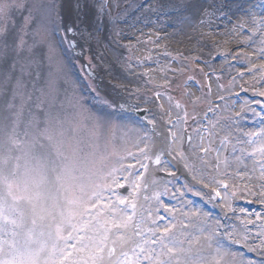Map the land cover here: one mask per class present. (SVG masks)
Here are the masks:
<instances>
[{"label":"snow or ice","instance_id":"snow-or-ice-1","mask_svg":"<svg viewBox=\"0 0 264 264\" xmlns=\"http://www.w3.org/2000/svg\"><path fill=\"white\" fill-rule=\"evenodd\" d=\"M24 7L23 0H0V40H3L5 51L10 47L7 43V22L14 10ZM106 7L103 5L102 10ZM31 9L42 10V18L47 19L55 12L56 5L42 6L33 3ZM32 19L29 11L23 28H27ZM60 19L62 22V17ZM66 31L73 36L77 34V29L72 26H68ZM24 45L23 36H20L15 50L22 51ZM69 47L75 48V41H69ZM11 67L14 70L16 63L13 62ZM26 71L27 68L22 65L21 75L15 79L12 87L11 100L7 102L8 109H16L11 131L8 130L7 117L4 122H0V184L4 185V189L0 190V232L4 230L5 221L23 230L13 232V237L20 236V240L13 239L10 243L0 240V264H207L201 255L205 247H214L215 264H220V261L223 264H264V258L247 259L243 253L232 249L233 245H241L249 252L264 257V223L258 226L259 231L252 236L249 228L254 223L252 220H243L241 225L226 224L222 221L232 219L227 213L222 211L220 216H214L209 212H201L194 202H189V207L191 214L196 215L200 221L198 231L201 234L207 232L208 235L199 248L191 247L192 234L185 231L186 226L177 216L178 212L184 216L189 213L164 203L162 197L169 195L167 183L159 185L153 180L150 188L149 183L144 180V174L148 171L146 161L151 159L146 151L147 144L145 148L139 149V155L127 152L126 156H120L110 170L105 172L104 162L108 156L101 152L99 145L92 139L81 136L79 128H66L62 123H54L50 113L45 114L44 126L41 127L40 118L31 108L26 109V105L32 100V96L24 91L26 84L23 75ZM11 80L9 74L5 84ZM47 87L50 93L53 90L51 82ZM41 91L43 95V90ZM156 95L159 97L161 93L157 92ZM259 95L264 96V92ZM17 99L18 104L14 103ZM169 100L171 101V97ZM37 101L35 107L39 109L42 104L40 97H37ZM175 106L181 107L179 103ZM26 110L28 119L24 135L31 139L21 141L17 138L16 129L24 119ZM184 117L186 122V112ZM148 122L154 124V120ZM100 123L106 124L107 121L98 118L96 127ZM172 127L177 125L173 124ZM212 128L215 129V125ZM94 135V132L90 133V136ZM247 135L259 136L258 144L255 139L250 141L256 145L250 155L255 157L258 153L264 161V128L258 133ZM187 139L191 144L192 137L188 136ZM203 139L201 137V144ZM42 140L47 141V145ZM222 143L230 144L231 141L225 138ZM181 149L182 138L173 132L168 155L177 153L185 162V168L196 171L194 165L187 162L188 157ZM14 150L20 151L25 159L23 173L19 175V163L14 168L9 163L13 159H21V156L12 157ZM208 150L202 146L200 148L204 153ZM129 157L135 163L125 165L124 161ZM217 157L219 158V153ZM153 162L157 166L164 165L165 170L169 163L162 160L161 155H157ZM137 164L139 168L136 167ZM216 167L219 168V164ZM225 167H228L227 161ZM259 168L258 179L264 181V162ZM223 175L226 179H221L219 174L209 177V182L216 186L214 193L210 194L209 202L218 201L239 220L241 218L235 215L233 206L237 193H255L247 185L240 188L228 183V180L244 179L246 173ZM13 178L23 186L26 195L17 196L13 193ZM247 179L251 181L252 177L247 176ZM125 188L126 192L120 191ZM142 191L148 193L142 199L150 201L149 206L139 203ZM185 191L193 192V189L185 185ZM195 194L199 195V192ZM180 195L183 196L184 193ZM171 196L177 198L175 193ZM9 198L12 203H9ZM259 199L264 203V184L260 186ZM18 200L26 201L23 209L15 203ZM6 208L19 213V223L17 219H9L5 215ZM161 209L165 215L160 214ZM255 215L256 220H262L259 213ZM29 222L31 227L26 226ZM250 236L258 239L259 244H250ZM185 241L189 243L188 248L184 247ZM195 242L200 244V238L196 237ZM5 243H9L12 253L9 259L3 258ZM154 245L157 247H153Z\"/></svg>","mask_w":264,"mask_h":264},{"label":"rangeland","instance_id":"rangeland-1","mask_svg":"<svg viewBox=\"0 0 264 264\" xmlns=\"http://www.w3.org/2000/svg\"><path fill=\"white\" fill-rule=\"evenodd\" d=\"M99 4L101 0H96ZM139 0H126L124 3L119 2L115 5L114 10L117 11V15L107 11V9L101 11L106 17H108V25L111 26V36L109 35V39L105 41H88L87 43L80 45L77 41V47H79V57H81V61L85 67H88L90 70V77L92 78V82L94 86L98 89L100 95L112 104L118 107H127V108H142V107H154L156 102L160 104L162 107V119L164 124L169 121L171 118L182 117L185 121L184 114L187 113L186 124L183 126L179 132L180 137L183 138L185 132L193 131V124L190 123V120L194 115H199L202 110V102L203 98H199L196 100L194 106L190 105L187 102L184 96V90L189 91L190 89H186L185 87H189L184 83L187 76L186 72V61L189 59L190 62L191 54L185 57L184 61L176 62V59L170 53L173 45H176V36L179 34L180 26L187 25V23H192L194 26H197V21L195 17H185L181 15L182 5L186 0H170L167 2V5H154V6H146L142 9V12L135 17L130 18V8L128 7V3H131L133 6ZM20 2V0H17ZM25 3V7L23 9H16L11 13V17L7 22L8 28V39L7 43L9 44V48L5 51L3 49V40H0V122H4V118L7 117V125L8 130L11 131L13 127V121L15 120V116L13 113L16 111L15 108L8 109L7 102L11 100L12 87L15 83V79L21 75L20 69L21 66H25L27 71L23 75L24 82L26 84L25 93L30 94L32 96V100L28 102L26 105L27 108H31L32 112H34L41 121V127L44 126L45 114L50 113L54 123H62L66 128H79V134L83 136L85 139H92L96 142L101 152L108 156V159L104 162V171L107 172L110 168L115 164L116 160L119 159L120 156H126L127 152H133L137 155V150L140 148H145L144 134L146 131L140 130L136 125L131 122H119L114 119H110L104 117L102 115L97 114L91 108H89L83 98L87 96L86 93L82 94V89L78 86L76 79L71 74L69 70V66L62 56V53L59 49L57 41L54 36L53 27H52V15L47 19H43L42 10L31 9V5L33 3H39L42 6H50L54 4L53 0H23ZM127 8V9H126ZM129 10L128 12H125ZM170 9H176L177 15H170L167 13ZM29 11L32 14V21L28 24L27 28H23L24 19L29 15ZM259 6L255 5V8H246L242 9V16L239 18L232 19L227 14L224 17L233 24V29L237 31V33H244L247 37L249 43H258V38L252 39L253 33L258 25H252L253 17L258 13ZM125 12V13H124ZM199 12V10H198ZM197 12V13H198ZM159 17L153 18L152 16L158 15ZM103 15V17H105ZM214 15L213 13L210 16ZM179 17L178 21L174 19L175 17ZM196 16V15H195ZM251 17L248 18L247 17ZM176 17V18H177ZM197 17V16H196ZM170 19L167 23L163 25H159L163 23L165 19ZM76 19L71 18V21ZM147 20L153 21V25L150 26L151 30L148 33L149 36L156 41V37L158 33L161 32L164 36L160 37V39H168L170 43L166 44L164 50L160 44H157V47H151L149 50L150 59L153 61V67L150 72V83H144L142 81V77L144 72L136 71L137 68H147L146 66L151 65L148 62V59L145 57L146 50L142 51V49H138L139 46L134 47L130 42L129 47L127 48L129 57L122 53L121 58V68L119 70L122 74H136L141 83L135 82L132 86L133 91H126L121 88L122 80L119 75L112 68V57L110 55L100 53V44L102 42H106L111 45L113 49L117 52L119 49L126 51L124 47L117 46L115 40L121 41L126 40L125 36L121 34L126 28H130V30L141 28L142 25L148 27ZM146 22V23H145ZM182 23V24H180ZM172 24V26H171ZM174 25V26H173ZM244 26H248L251 33H246V29L242 28ZM23 29V30H22ZM105 35V33H103ZM121 34V38L120 37ZM244 35V36H245ZM23 36L25 41L24 49L22 51L17 52L16 45L18 44V38ZM147 35L144 33L143 38L147 41ZM69 38L72 39V36L69 34ZM114 38H116L114 40ZM74 39V36H73ZM76 40V39H74ZM129 41H131L129 39ZM149 42V41H148ZM79 44V46H78ZM183 44V43H182ZM181 45V44H180ZM264 45V43H263ZM148 46H152V43L149 42ZM229 46V45H228ZM262 46V45H261ZM222 47V44H221ZM31 49V51H29ZM152 49V50H151ZM182 50H185V47H181ZM160 50V51H159ZM176 50V49H174ZM146 52V53H145ZM211 52V51H210ZM194 55V54H193ZM264 58V52L261 54ZM142 59L145 62L140 65L138 60ZM13 62L16 63V67L13 70L11 65ZM112 62V63H111ZM183 63L182 65H180ZM180 65V66H179ZM212 68V67H210ZM214 69L217 66L213 67ZM264 69V64H263ZM30 73V74H29ZM11 74L12 80L11 82L5 84V81L8 75ZM226 76H223L222 83L224 84ZM212 84L215 82L214 77H209ZM51 82L53 85V90L49 93L48 84ZM113 83H117L118 85H113ZM248 85L253 88H258V83L256 81H248ZM237 84H231L230 89H236ZM107 85L110 89L122 93L125 92L128 95L130 100H124L122 102L114 101L113 98H110L108 94L110 91H104L102 86ZM155 89V93H152V89ZM43 90V95L42 91ZM121 90V91H120ZM159 92L161 95L157 97L156 93ZM230 92V91H226ZM37 97H40L42 104L38 109L35 107V104L38 102ZM171 97V101L169 100ZM222 107L225 108L224 114L227 117L228 113H235L236 110L228 103L230 99L229 96L225 95ZM14 103L18 104L19 99ZM179 103L181 105L180 108H177L175 105ZM123 105V106H120ZM157 107V106H156ZM167 109V111H166ZM98 112H101L105 116H109V111L105 107L96 108ZM150 114L148 113V117L150 118ZM98 118H101L103 121H107V123H100L99 127H96ZM229 118V117H228ZM28 119L27 110L25 112V117L21 121L19 127L16 129L17 138L21 141L30 140L31 137H25L24 132L26 129V123ZM230 119V118H229ZM155 128V126H153ZM157 129V127H156ZM95 133L94 136H90V133ZM143 142V143H142ZM45 145H47V141H43ZM23 147V145H21ZM148 148V146H147ZM110 154V155H109ZM12 157L21 156L19 161L15 159L11 160L9 163L14 168L16 163H19L20 168L17 170V175L22 174L25 165V159L22 156V153L18 150H14L11 153ZM135 160L132 158H128L124 161L125 165L129 163H133ZM12 182H15L16 187H18V195L24 196L26 193L23 190V186L19 185L18 180L13 178ZM150 182V181H149ZM2 184H0V188ZM2 190V188L0 189ZM9 203H12L11 199H9ZM18 207L23 209L26 201L18 200L15 202ZM170 207H173L171 205ZM177 208V207H176ZM6 214V213H5ZM14 219H17V223H19V213L13 212ZM183 223L187 224L188 216L183 217ZM5 224V225H4ZM3 226L10 225V222L5 221ZM31 224L30 222L26 225ZM14 226V225H13ZM179 226V224H178ZM17 228V227H16ZM22 229L17 228V232ZM186 232L193 233V230L190 228L185 229ZM21 239V237H20ZM74 241H70L72 243ZM157 247V246H153ZM20 258V257H19ZM26 258V257H25Z\"/></svg>","mask_w":264,"mask_h":264},{"label":"bare ground","instance_id":"bare-ground-1","mask_svg":"<svg viewBox=\"0 0 264 264\" xmlns=\"http://www.w3.org/2000/svg\"><path fill=\"white\" fill-rule=\"evenodd\" d=\"M64 1V7L66 8V11L65 12V15L66 17L68 15H71L70 12H72L73 16H74V19H79L82 21V23L84 24V26L86 28H89L90 27H94L95 25L97 26V28L100 27V24L97 25V22H96V19H97V9H96V6L93 5L92 3H90L88 0H84V3L82 2V0H63ZM166 4L167 3V0H160V3L159 4ZM202 3L201 1L199 0H194V2H192L191 4H189L188 6H186V11L188 12L189 16H193L195 15L194 13L197 12V10L200 9ZM98 21H101L100 19H98ZM211 21L212 19H209L208 21L206 20V25L204 26V29H197V28H190V26H181L180 29H179V34L178 36H176V45L175 46H178L176 48L175 51V56L177 57L178 59V56L180 55V49L181 47H188L192 52H207V44H206V41H205V44H201L200 42H198V39L204 34H211V35H217V37H222V38H226V39H232V41H237L239 40V37L238 36H234V34H230V32H233L231 26L225 24V29L227 30L228 33L226 32H221V33H217L218 30L216 29L217 25L216 24H211ZM95 23V25H94ZM101 23H103V21H101ZM165 22L163 23H160L159 25H163ZM220 24V23H219ZM97 28L95 30H97ZM150 31V29H147L145 31H142L139 38H135V40L132 42L134 47L136 46V43H137V46L141 47L142 51H145L146 50V54L150 53V50L149 48H151L152 46H148L149 42L153 44V42L147 38V41L144 40L143 38V34L145 32H148ZM158 36L159 37H162L161 33L159 32L158 33ZM106 39H107V36H105ZM95 39L96 40H99V41H105L106 39H101L99 36L96 37L95 36ZM86 40V37L83 36L81 37V42H84ZM219 40L221 42H224L223 39L219 38ZM149 41V42H148ZM117 46L119 44V41L118 40H115ZM170 43L168 39L164 38L162 40H159L158 41V44H160L161 47H165L166 44ZM183 43V44H182ZM181 44V45H180ZM101 52L104 53V54H107V55H110L112 57V60H113V63H112V68L114 69V71H116V73L119 75V77L121 78V80H123V85L121 86V88L125 89L126 91H133L132 89V84L135 82H139L141 83L140 79L138 78V76L136 74H122L119 70H122L121 68V58L119 55H121L122 53H124L125 51H122L121 49L118 50V52L113 49L111 47L110 44L106 43V42H102L101 43ZM183 54V52H181V55ZM147 59H148V62L151 63V65H148L147 68H144L143 70L142 69H136V71H142L144 72L143 74V77L141 78L142 81L144 83H150L151 82V78H150V72L152 71L151 68L153 67V61L150 59V56L148 54L147 56ZM102 88L104 89V91H110L112 92L110 94V97L114 98L116 101H119V102H122L124 100H127L128 98V95L125 93V92H122V93H119V92H116L112 89H110L107 85H104L102 86ZM160 105V104H159ZM157 105V108L151 113L152 117L154 118V123H157L160 127V129L156 130L155 132L158 133L159 135L162 136L164 130H165V127L164 128H161V118H162V114H163V111H161L162 109L160 108V106ZM155 106V105H154ZM167 111V109H166ZM223 128H226L227 129V126L224 125L223 123H221L218 128L216 129L215 132H213L212 128H209V131L207 133L204 132V137L207 138V137H213L212 138V141L210 143V146L207 145L206 141H205V144H204V148H208V152L207 153H204L202 151H200V148H197L195 150V147L193 148L195 150V153H196V158H197V161L202 163V165L204 166L202 169H198V166L200 163H196V167H195V170L196 172L198 173H201L200 171H205L206 173H209L211 174L212 172H214L215 170L216 171H220V170H224L226 169L225 167V162H224V166L222 169L220 168H217L216 165L220 163V161L218 160H221V154L218 150H216L214 148V145L216 143V141L219 139V140H223L224 139V136H223ZM178 130H179V126L177 125V127L174 128L173 132H175L177 135H178ZM163 131V132H162ZM167 133V132H166ZM211 133V135H210ZM240 145V142L239 144ZM157 146H159L158 148L156 149H153L151 151V153H157L156 151H159L160 149H164L166 147L163 146V144L160 142V143H157ZM237 143H233L232 145L231 144H228V146L226 147V149L224 150V153H223V161H225V158L234 150L236 149L237 147ZM166 149H169V144L167 146ZM244 152V151H242ZM217 153H219V158L217 157ZM203 158V159H201ZM242 162V163H241ZM261 164V162L258 160V159H255V160H252V161H247V162H244L242 159H241V156L239 155L238 156V161H233V162H230V165L234 168V169H239L240 171H237V170H233V171H230V170H225L221 173V179H226V177L223 175L224 173H227L228 176H235L236 173H246V176L244 179H239L237 178L236 181H237V185L238 187L240 188H243L245 185H247L249 187V190L253 193H260V190L259 189H254L255 187V181H260L258 179L259 175H260V168H259V165ZM229 165V164H228ZM253 169H255L253 171ZM159 172H164V173H167V170L166 169L165 171H162L160 169H158ZM155 170L150 168L149 169V174L151 175L152 173H154ZM146 176H148V172L146 173L145 175V179H146ZM247 176H251L252 177V180L249 181L247 179ZM232 180H228V183H230ZM164 183H166V180L165 179H161V181L158 182L159 185H163ZM251 184H253V187L251 186ZM150 186V185H149ZM211 191H215L214 188L212 189H209V192ZM142 194V197L143 195L147 194V193H144L143 191L141 192ZM139 203H142V204H145V206H149L150 205V202L149 201H144L142 198L141 200L139 201ZM191 223L193 224H196V225H199L200 224V221L198 220L197 216L196 215H191ZM244 220L246 219H250V217H248V215L245 213L244 214V217H243ZM237 225H241V223H237ZM198 230V229H197ZM259 231V228H256L255 230H252V236H255V234ZM199 234H198V237L200 238V244H191V247L193 248H199L201 246V244L204 243V240L206 239L208 233L205 232L203 234H201L199 231H197ZM252 239V237L250 236V240ZM117 249H119V245H117Z\"/></svg>","mask_w":264,"mask_h":264}]
</instances>
